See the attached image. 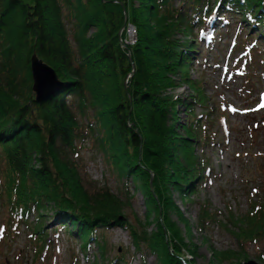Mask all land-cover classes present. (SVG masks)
I'll list each match as a JSON object with an SVG mask.
<instances>
[{
	"label": "trees",
	"instance_id": "trees-1",
	"mask_svg": "<svg viewBox=\"0 0 264 264\" xmlns=\"http://www.w3.org/2000/svg\"><path fill=\"white\" fill-rule=\"evenodd\" d=\"M125 23L135 28L130 46L121 42ZM231 26L246 31L247 53L249 44L264 50V0H0V209L8 225L0 240L26 227L35 247L30 262L38 264L47 249L42 224L50 210L82 249L100 244L99 230L122 227L155 264H192L196 246L183 240L177 223H189L172 196L186 201L208 180L211 161L196 151L216 137L207 128L213 107L205 85L189 69L201 45H213L205 37ZM32 54L62 82L40 103L32 92ZM180 84L189 89L187 98L173 95ZM94 134L105 163L142 194L143 221L156 227L150 234L137 232L142 225L136 219L138 226L127 221L128 198L83 175L79 148ZM208 206H200V232H229L231 226L238 243L236 251L218 252L215 262L246 261L247 244L264 240V189L249 193L243 215L229 203L224 214ZM100 248L103 257L107 250ZM69 260L79 264L75 256ZM255 260L264 263L263 254Z\"/></svg>",
	"mask_w": 264,
	"mask_h": 264
},
{
	"label": "rangeland",
	"instance_id": "rangeland-1",
	"mask_svg": "<svg viewBox=\"0 0 264 264\" xmlns=\"http://www.w3.org/2000/svg\"><path fill=\"white\" fill-rule=\"evenodd\" d=\"M125 25V37L121 42L130 46L136 40L135 28L129 23ZM211 32L213 45H201L196 53L198 58L191 62L189 73L194 81L203 80L204 95L213 107L211 127H206L215 133L216 139L208 145H200L196 151V156L205 154L211 161L209 167L212 172L208 175V180L197 186L196 192L186 201L179 200L176 192L172 197L189 223L188 226L177 223L183 240L196 246V257L192 264H232L229 261L217 263L214 258L218 252L237 250L238 243L232 234L236 232L235 228L228 226L230 229L227 232L209 227L203 233L198 229L197 216L203 203H209L212 213L220 211L223 214L226 212L225 204L229 203L233 213L243 215L247 211L249 193L254 194L257 189L256 194L259 196L264 189V51L261 50V43L256 47L249 44L246 50L252 46V53H245L241 40L247 34L237 27L218 28ZM246 55L248 57L244 59ZM172 78L175 83L179 80V76ZM178 86L173 95L187 98V86ZM201 110L198 106L194 113L198 115ZM178 118L180 123L188 122L181 111H178ZM96 136L94 134L87 137L83 147L79 148V163L83 175L90 177L98 185L110 188L115 195L128 198L131 206L123 211L127 221L136 225V221H139L142 226L137 225V232L141 233L144 229L150 234L156 227L153 221L150 226L143 221L145 206L142 194L136 190L130 177L119 178L108 163H105L102 153L97 149ZM51 213L50 210L44 213L42 225L45 243L48 244L45 253H40L42 255L38 264H70L72 256H75L79 264H108L115 257L120 261L118 264H155V256L149 254L143 245L138 251L126 229L122 227L99 230L96 236L100 244L91 242L86 249H82L83 242L72 239L68 235L70 229L66 232L57 227L58 221L52 219ZM4 215V211L0 209V235L7 234L8 225ZM29 218L34 223L31 215ZM15 231L13 238L8 235L6 242L0 240V264H31L34 245L29 236L30 230L19 225ZM105 239L106 242L103 241ZM101 244L107 250L103 257ZM245 251L246 260L264 264L255 260L260 253L264 257L262 238L247 244ZM187 253L183 254L190 259L191 256Z\"/></svg>",
	"mask_w": 264,
	"mask_h": 264
},
{
	"label": "water",
	"instance_id": "water-1",
	"mask_svg": "<svg viewBox=\"0 0 264 264\" xmlns=\"http://www.w3.org/2000/svg\"><path fill=\"white\" fill-rule=\"evenodd\" d=\"M125 21V20H124ZM30 72L31 81L33 83L32 92L35 95V102L40 103L41 101L50 98V96L58 93L62 82L58 80L56 72L44 61L37 59L36 55L30 56ZM151 183V181H150ZM240 264H258L254 260H248L241 262Z\"/></svg>",
	"mask_w": 264,
	"mask_h": 264
},
{
	"label": "snow or ice",
	"instance_id": "snow-or-ice-1",
	"mask_svg": "<svg viewBox=\"0 0 264 264\" xmlns=\"http://www.w3.org/2000/svg\"><path fill=\"white\" fill-rule=\"evenodd\" d=\"M0 231H2V230H0Z\"/></svg>",
	"mask_w": 264,
	"mask_h": 264
}]
</instances>
